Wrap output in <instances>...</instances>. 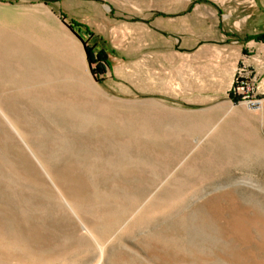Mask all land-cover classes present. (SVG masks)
<instances>
[{
  "label": "rangeland",
  "instance_id": "obj_1",
  "mask_svg": "<svg viewBox=\"0 0 264 264\" xmlns=\"http://www.w3.org/2000/svg\"><path fill=\"white\" fill-rule=\"evenodd\" d=\"M99 4L0 0V264H264L263 105L228 103L264 0H154L201 43Z\"/></svg>",
  "mask_w": 264,
  "mask_h": 264
},
{
  "label": "crops",
  "instance_id": "obj_2",
  "mask_svg": "<svg viewBox=\"0 0 264 264\" xmlns=\"http://www.w3.org/2000/svg\"><path fill=\"white\" fill-rule=\"evenodd\" d=\"M99 1L100 6L98 9L107 22L103 25L104 27H107V24L109 25L108 21L113 20L114 28H122L125 31L135 29L136 36L140 33L142 37H148L156 33L159 36L175 37L176 39L174 40L177 42H202L200 34L191 30L192 26L190 23L197 22L199 26L203 20H206L207 16L203 15V12H207V5L196 4L192 6L190 4L184 6L179 11L181 13L170 14L167 9L154 7V0ZM111 11L112 13L110 14ZM250 18L251 15L242 13L240 24L239 26L236 25L234 40L231 42L233 45L231 49L236 60L234 63L233 80L237 75V71L243 69L244 76L251 79L256 87V96L263 100L261 116L264 117V42L251 39L263 33L252 34L249 24ZM235 23H239V20ZM88 25L94 26L90 22ZM139 28L142 32L138 33ZM136 41L138 42L137 39ZM110 42H117V40L113 39ZM228 92V103L233 104V102L238 101L239 98L235 95L233 83H231ZM235 105L243 106L242 104Z\"/></svg>",
  "mask_w": 264,
  "mask_h": 264
},
{
  "label": "built area",
  "instance_id": "obj_3",
  "mask_svg": "<svg viewBox=\"0 0 264 264\" xmlns=\"http://www.w3.org/2000/svg\"><path fill=\"white\" fill-rule=\"evenodd\" d=\"M236 94L241 95L242 103H247L251 110H258L261 108L263 100L256 96V87L248 77L244 76V70L239 69L234 79Z\"/></svg>",
  "mask_w": 264,
  "mask_h": 264
},
{
  "label": "trees",
  "instance_id": "obj_4",
  "mask_svg": "<svg viewBox=\"0 0 264 264\" xmlns=\"http://www.w3.org/2000/svg\"><path fill=\"white\" fill-rule=\"evenodd\" d=\"M251 39L256 40V41H260V42H264V34L257 35L255 37H252Z\"/></svg>",
  "mask_w": 264,
  "mask_h": 264
},
{
  "label": "bare ground",
  "instance_id": "obj_5",
  "mask_svg": "<svg viewBox=\"0 0 264 264\" xmlns=\"http://www.w3.org/2000/svg\"><path fill=\"white\" fill-rule=\"evenodd\" d=\"M34 51V50H33ZM43 78V77H42ZM20 84V83H19ZM43 88V87H42ZM41 88V89H42ZM47 89V88H46ZM29 90V89H28ZM39 91V90H38ZM26 94V93H25ZM34 105V104H33ZM242 105H244L246 108L250 109L248 106H247V103H243ZM262 105H263V102H262ZM261 105V107H262ZM46 106V105H45ZM78 107V106H77ZM88 108V107H87ZM251 110V109H250ZM54 111V110H53ZM56 112V111H55ZM99 113V112H98ZM58 114V113H57ZM63 116V115H62ZM85 116V115H84ZM72 119V118H71ZM96 119V118H95ZM10 125V124H9ZM82 129V128H81ZM19 136V135H18ZM21 136V135H20ZM22 142V141H21ZM40 166V165H39Z\"/></svg>",
  "mask_w": 264,
  "mask_h": 264
}]
</instances>
